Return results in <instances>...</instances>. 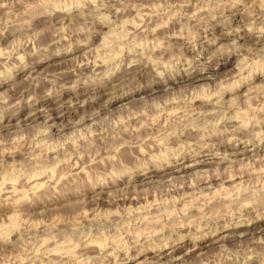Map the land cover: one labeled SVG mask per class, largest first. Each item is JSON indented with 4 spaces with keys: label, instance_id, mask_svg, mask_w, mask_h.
Segmentation results:
<instances>
[{
    "label": "clouds",
    "instance_id": "1",
    "mask_svg": "<svg viewBox=\"0 0 264 264\" xmlns=\"http://www.w3.org/2000/svg\"><path fill=\"white\" fill-rule=\"evenodd\" d=\"M258 81L264 0H0V218L20 213L15 238L0 236L4 264H18L8 253L26 241L28 264L43 255L39 225L18 207L34 203L18 188L41 176L45 185L27 188L34 198L70 190L69 208L92 209L70 231L43 226L52 241H79V252L49 251L50 264H187L201 245L193 264H264ZM170 108L179 112L166 125L148 116ZM153 191L160 206L191 202L157 217L145 215L156 205L119 207ZM173 192L178 201L162 198ZM93 228L104 242L89 255Z\"/></svg>",
    "mask_w": 264,
    "mask_h": 264
},
{
    "label": "rangeland",
    "instance_id": "2",
    "mask_svg": "<svg viewBox=\"0 0 264 264\" xmlns=\"http://www.w3.org/2000/svg\"><path fill=\"white\" fill-rule=\"evenodd\" d=\"M239 20H240V18L237 17L236 23H239ZM219 31H220L219 29H216L217 34H219ZM201 45L203 46L202 41H201ZM228 67L230 68L231 66L229 65ZM41 71H43V69H41ZM261 84H264V81H258L257 87H259ZM228 99L231 100L233 98L229 97ZM251 107L255 108L256 105L251 104ZM173 110H175V109L170 108L167 110L169 113L168 116H161L159 113H156V114L155 113H148V116L151 119L153 118L152 119L153 122H155L157 119H163L164 118L163 119L164 123H165V121L168 123V121H169L168 118L171 116L172 112H174ZM240 110H242L244 112L247 111V109L244 108L243 105L241 106ZM175 112H179V109H176ZM140 123L144 124V123H146V121L142 120ZM133 127H136V126L133 125ZM248 156L249 157L251 156L250 151L248 152ZM60 159H63V157H61ZM241 159H243V157H241ZM57 163H59V161ZM76 163L78 164L79 161H76ZM50 167L52 168V172L50 173L51 176H53V177L54 176L56 177L57 175L58 176L60 175L59 177L63 176L64 173L61 172L60 169L55 164L50 165ZM40 178L37 179L36 181L35 180L31 181V183L25 182L26 183L25 188H18V191L26 192L29 199L34 201V203H32L30 205L27 204V202H23L20 205H18V207L21 209V212L27 213L26 215L21 216L22 219L31 218V220L33 222H35L39 225V227L37 229H35V235L38 236V244L36 246V254H38V255L43 254V255H41V259L39 261H37L36 264H50V258L47 255V253L50 250H51L50 251L51 252V258L55 259V258H57V253H60V250L61 251L63 250L62 252L74 251L70 246H66V245H70L73 243L76 245L77 244L79 245V241H71L70 240V241L66 242L65 239L60 238L59 236H57V239L55 241H52V240H50L48 233L46 231H44L43 226L45 224H49L52 221H59L56 229L52 230V235H57V232H59V231H70L71 230V221H72L73 217H78L80 215V212H84L86 215L89 216V218H91L92 209L91 208H83V209L69 208L68 205L71 203L70 190H64L63 192H60V191H55V190L46 191L44 188H41L40 191L37 193L38 199L34 198L31 193L27 192V188L36 187L35 183H37V185L38 184L39 185H45L46 181L48 180V177L41 176ZM61 182L62 181L60 179H57V184H60ZM227 186L225 185V187H227ZM184 192H185V195H190L191 189L187 188L181 193L183 194ZM204 195L206 196V195H210V194L205 193ZM136 196L137 195L134 194L131 197L133 198ZM162 198L164 200H169V199H175L176 200L177 199V201L179 199L177 193H175V192L172 193L171 197H169L168 195H164ZM160 199H161L160 193L157 191H153L151 193V195L145 194L143 196H140V198L138 196V199L128 200L127 204L122 202L119 205V207H125V206L137 207V208L143 210L145 205H156V207H152L149 211L145 212V215L150 216V217H157L156 215H158L162 212H166V213H172L173 212L174 213V212L178 211L181 207H186L187 204L191 202L190 200H186L183 205L177 203L174 206L173 205L160 206L158 204ZM133 201H139V204H134ZM96 210L98 212L103 213V212H108V211H116L117 209H109V208L101 206V207H98ZM17 216H20V213L9 212L7 215V218H0V236L13 234V238H15L14 229L19 224V220L16 218ZM125 223H127L129 225V228L131 227V224H130L131 221L130 220L126 221ZM86 227H91V225H86ZM89 236L92 237L91 239H93L94 236H95L94 238H96L98 236L99 238H97V239H100V233H98L95 230V228H93V231L89 233ZM107 237H108V233H104V240H106ZM88 240L86 243L91 242V240H89V241ZM100 242H102L101 245H103V241L101 239H100ZM25 245L26 246H22L21 249L16 253H11V252L8 253L9 256L16 255L19 257L18 264H28V257L24 254L26 251H28V242L27 241L25 242ZM78 245H77V248L75 249L76 252H79V246ZM86 246L89 249V255H92L95 252H99L101 249L100 246H99L100 248L98 246H90L87 244H86ZM190 247H191L190 244L186 245L184 247H181L177 251V253H174L175 254L174 256L184 255V253L186 251H188V249ZM56 248L57 249L60 248L59 252L56 251L57 250ZM173 249H177V248H173ZM173 249L171 250V252L173 251ZM205 251H207L206 248L199 247V250L196 251L195 253H190L189 255L185 256V261L188 262L187 264H193L195 257H198L197 255H199V256L203 255V253ZM152 255L153 254L151 252H149L147 254V258L150 259L152 257ZM145 258L146 257L142 256L141 260H144ZM0 264H4L2 253H0ZM111 264H115V261L113 260L111 262Z\"/></svg>",
    "mask_w": 264,
    "mask_h": 264
},
{
    "label": "bare ground",
    "instance_id": "3",
    "mask_svg": "<svg viewBox=\"0 0 264 264\" xmlns=\"http://www.w3.org/2000/svg\"><path fill=\"white\" fill-rule=\"evenodd\" d=\"M176 41H173V43H175ZM175 110L176 109H178V108H174ZM175 110H173L174 112H175ZM171 112V111H170ZM173 113V112H172ZM156 114V113H155ZM158 118V117H157ZM170 118V117H169ZM168 118V119H169ZM153 119V118H152ZM164 119V118H163ZM143 124V123H142ZM165 125L167 124V122L165 121V123H164ZM56 175V174H55ZM60 176V175H59ZM55 177V176H54ZM41 179V178H40ZM44 180V179H43ZM46 180V179H45ZM36 181V180H35ZM42 183V182H41ZM36 185H37V183H35ZM39 185V184H38ZM227 186V185H226ZM186 192V191H185ZM185 192L182 194V193H180V195H185ZM187 193V192H186ZM205 194V193H204ZM207 196V195H206ZM139 198H140V196H139ZM178 198H179V195H178ZM135 199H138V196H136V197H129L128 198V200H135ZM177 200V199H176ZM179 200V199H178ZM185 206V205H184ZM166 213V212H165ZM173 213V212H172ZM159 215V214H158ZM158 215H156V216H158ZM139 218V217H138ZM131 224V223H130ZM91 235V234H90ZM95 237V236H94ZM93 237V239H89V240H91V242H88V243H86L87 245H90V246H102L101 244H102V242H100V239H97V238H99L98 236L96 237V238H94ZM108 238V237H107ZM88 240V241H89ZM107 240V239H106ZM103 241V240H102ZM104 242V241H103ZM78 245V244H77ZM79 246V245H78ZM99 247V248H100ZM201 248L202 247H204L203 245H201L200 246ZM97 248V247H96ZM181 247H177V249H173V251L171 252V254L174 256L175 254L174 253H177V251L180 249ZM57 249V248H56ZM60 249V248H59ZM59 249H57L56 251H58L59 252ZM94 249V248H93ZM54 250V249H53ZM70 250V249H69ZM68 250V251H69ZM74 250V249H73ZM51 251V250H50ZM63 251V250H62ZM61 250H60V252H62ZM53 253V252H52ZM55 253V252H54ZM57 253V252H56ZM148 254V253H147ZM56 255V254H55ZM201 255V254H200ZM150 256V255H149ZM197 256H199V255H197ZM193 257V256H192ZM188 263V262H187Z\"/></svg>",
    "mask_w": 264,
    "mask_h": 264
}]
</instances>
